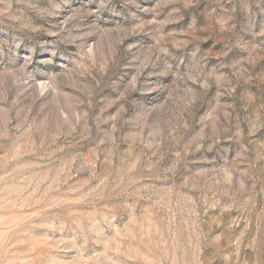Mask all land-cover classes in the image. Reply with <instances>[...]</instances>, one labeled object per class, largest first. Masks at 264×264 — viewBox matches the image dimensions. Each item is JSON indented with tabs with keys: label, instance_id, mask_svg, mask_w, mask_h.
Here are the masks:
<instances>
[{
	"label": "rangeland",
	"instance_id": "obj_1",
	"mask_svg": "<svg viewBox=\"0 0 264 264\" xmlns=\"http://www.w3.org/2000/svg\"><path fill=\"white\" fill-rule=\"evenodd\" d=\"M0 264H264V0H0Z\"/></svg>",
	"mask_w": 264,
	"mask_h": 264
}]
</instances>
